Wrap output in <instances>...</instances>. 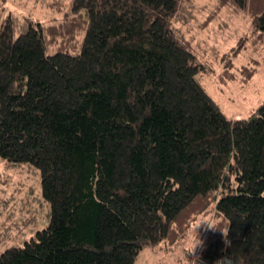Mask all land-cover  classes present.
Returning a JSON list of instances; mask_svg holds the SVG:
<instances>
[{
  "label": "trees",
  "instance_id": "trees-1",
  "mask_svg": "<svg viewBox=\"0 0 264 264\" xmlns=\"http://www.w3.org/2000/svg\"><path fill=\"white\" fill-rule=\"evenodd\" d=\"M220 1L264 40V0ZM179 5L73 0L59 25L0 20V158L37 168L51 205L0 264H135L207 211L197 264H264V104L223 113L175 33Z\"/></svg>",
  "mask_w": 264,
  "mask_h": 264
},
{
  "label": "rangeland",
  "instance_id": "rangeland-1",
  "mask_svg": "<svg viewBox=\"0 0 264 264\" xmlns=\"http://www.w3.org/2000/svg\"><path fill=\"white\" fill-rule=\"evenodd\" d=\"M72 1L0 0V20L30 17L46 27L59 25L69 17ZM250 3L253 7L262 0ZM253 25L249 12L220 0H180L173 18L180 42L204 66L197 75L199 82L231 119L249 118L264 104V40L253 32ZM252 68L254 75L247 81ZM50 212L39 170L0 158V254L13 245H24L46 227ZM213 221L212 212L201 213L178 242L145 247L135 264H197L202 239Z\"/></svg>",
  "mask_w": 264,
  "mask_h": 264
},
{
  "label": "built area",
  "instance_id": "built-area-1",
  "mask_svg": "<svg viewBox=\"0 0 264 264\" xmlns=\"http://www.w3.org/2000/svg\"><path fill=\"white\" fill-rule=\"evenodd\" d=\"M224 264H227V263H224Z\"/></svg>",
  "mask_w": 264,
  "mask_h": 264
}]
</instances>
